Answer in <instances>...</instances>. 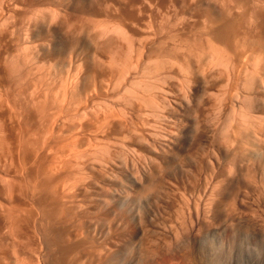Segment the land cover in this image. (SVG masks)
<instances>
[{
    "label": "rangeland",
    "instance_id": "obj_1",
    "mask_svg": "<svg viewBox=\"0 0 264 264\" xmlns=\"http://www.w3.org/2000/svg\"><path fill=\"white\" fill-rule=\"evenodd\" d=\"M218 1L0 0V50L2 49L0 51V264H264V177L262 179L263 173H260L261 176L259 174L263 164L261 167L259 165L264 163V148H262L264 147V143H262L264 141V137H262L264 136L262 134V132L264 133V125H262L264 103L261 105L264 101L262 100L264 91L259 97L260 93H255L254 83L252 89L249 87L250 89L247 88L245 91L239 84L241 88L237 86L240 90L239 93L236 86L234 89L232 85L226 84L227 80L224 79L226 67L221 63L220 67L223 66L224 68H222L225 70L221 75L222 69L220 68L221 77L217 76L216 82H214V78L213 81L210 80L208 84L203 85L193 82L196 81V78H192L189 83L193 85L189 84V88L188 84L185 85L188 89L190 87L193 89L188 92L184 87L187 99L190 98L188 101L192 100L188 105H183L184 107L175 105L173 101L171 102L173 97L168 96L164 113H167L168 120L166 121L169 126L162 124L160 118H156L155 124L159 125L152 128L149 126V122L152 121L146 120L150 115L142 117V114H136L137 111L131 108L127 107L124 110L125 107H122L123 112L126 111L125 114L130 111V114L124 115L126 117L123 118L124 113L119 112L118 109L122 90L111 86L116 81L115 76H119V72L123 71L120 66H117L119 72L116 69H111L115 63L122 61H118V57L113 54L117 53L122 58L127 55V48L122 51L125 49V38H120L127 37V35L128 40L131 38L129 42L136 45L139 40H147L144 50L153 46V49L156 48V52H160L162 49L159 50L158 46L163 45V48L166 46L165 50L171 48L173 52L175 49L174 55L178 51L184 56L187 51L186 54L190 53L191 58L194 55L193 60L191 59L194 68L197 62L196 58L203 55V53L198 55L201 48V52L205 53L204 49H211V44L213 47H220L224 52V54L222 53L224 64L226 62L224 59L229 58L226 55L229 51V54L232 52L231 56L238 55L237 57H240L245 49L242 47L239 49V47L244 44H247L244 46L249 48L248 52H251L255 46L260 47L256 48V51L253 49V53L245 52V54L248 53L249 59H253L255 62L261 59L257 56L258 52L264 53V27H262L264 25L260 24L263 22L262 18L259 17V21L257 20L258 14L261 16V12L264 13V1L251 0L252 4L250 0H247L250 2L249 6V3L244 4L246 1L240 0L242 1L240 5L237 0L233 9L231 6L235 0L229 3H227L229 0H223L224 4L226 1L227 5H231L228 7L225 5L226 8L222 6L224 5L223 2H220L222 0ZM217 2L222 7H219ZM235 5L238 7L236 8ZM218 7L224 8L222 12ZM229 7L232 9L231 15L237 13L236 17L233 15L236 19L232 18V20L229 17L234 22L232 25L236 30L233 27V31L227 29L228 32H225L228 34L229 40H227V36L223 37L222 43L220 38H213L212 35L210 38L209 33L207 34L210 30L209 25L206 28L209 30L206 33L204 31V34L208 35V39L205 36L206 40L201 33L203 27L200 23L207 22L198 17L205 15L203 14L205 12L208 15L210 12L209 14L212 16H214L213 13H221L224 14L225 19H229L225 14L230 10ZM257 10H260L258 14L254 12ZM198 11L200 12L198 13ZM189 13L194 15L187 17L190 15ZM253 13L255 14L253 15ZM253 17L257 20H254ZM195 23L197 24L195 25ZM117 25L123 30L117 31ZM106 26L108 29H103ZM97 29L98 34L103 30L101 36L104 35V40L102 37L101 41ZM105 30L107 34L111 33L110 35H113L116 41L112 36L105 39ZM230 30L232 32H229ZM110 35L108 34V36ZM199 35L203 36L202 40L199 38L197 40L194 37H199ZM187 37L195 40L191 41ZM236 37L241 38L237 39ZM97 38L102 44H98L101 42ZM209 38L211 41H208ZM212 38L214 42H212ZM120 39L122 41L118 42ZM236 39L240 40V45L237 43L238 41H232ZM251 39L255 42H251ZM157 41L161 42L157 43ZM205 41L210 42L207 43L210 44L209 48ZM260 41L261 43L258 44ZM195 42L200 44L197 45ZM230 43H237L238 49H242V52L238 50L240 53L236 54L234 49L237 45L232 44L235 45L233 49L230 48ZM202 44H206V47ZM120 45L122 46L121 51L117 50V48H121ZM172 45H176L175 48ZM180 45L188 49L181 48L182 51L178 49ZM188 45L192 48H189ZM228 45L230 50L227 51ZM25 46L27 48H24ZM111 48H114L113 52H111ZM96 49L97 52L99 51L98 53L95 52ZM196 50H200L197 52L198 54ZM19 51L21 53H18ZM171 51L169 50V52ZM181 54L180 56H182ZM252 55L255 57L253 58ZM259 55L263 54L259 53ZM113 56L116 60L114 64H111L112 59L109 58H113ZM262 59L264 60V56ZM253 60H250L249 63H252L250 65L255 63ZM16 62L17 65L14 64ZM108 63H110V67H108ZM24 64L27 65H25L26 68ZM17 66H19L18 70L14 72ZM101 67L104 71L101 70ZM261 73L264 74V70H261ZM109 74L111 75L109 76ZM91 84L93 85L90 86ZM209 84L211 85L209 86ZM220 84L225 85L222 88ZM205 86L207 87L205 88ZM229 89L232 92H229ZM233 89L237 92H233ZM223 90L225 91L222 92V95L227 94V96L223 95V100L226 101L227 97L229 100L223 103L221 95H217L216 98L220 97L221 104L218 98L217 103L211 102L216 100L213 95L219 94V92L221 94ZM208 91L211 92L209 95H212V98L208 95ZM230 93H234L236 96L239 93L241 98L237 97L236 101L234 99L236 96L234 97V94L231 96ZM241 93L246 94H243L244 98ZM209 97L212 99H209L210 102L207 101ZM232 97H234L232 104L241 101L242 103L238 102L240 104L235 105L239 111L244 113L243 115L246 113L248 115L242 117V113L236 109V106L232 107L230 103ZM248 97L249 99H247ZM254 99L258 105L255 104ZM195 101L197 105L194 104ZM206 101L207 103H205ZM199 102L205 104L200 103V105ZM208 102L215 103V108ZM248 102H250L249 105ZM222 103L224 106L221 107ZM226 103L231 104V107ZM198 104L199 107H197ZM206 105L211 106L210 108L207 106L210 111H207ZM216 105L222 109L225 107V110ZM239 105H242V108H239ZM250 105L252 108H249ZM247 106H249L248 110ZM203 108L208 112L207 115ZM213 108L216 110L219 108L221 116L218 110L215 112L217 114L210 113L214 110ZM230 108L234 109L233 116L235 117L236 113H241V116L236 117L237 121L235 117H232L234 111L233 109L232 112L229 111ZM224 111L226 112L223 113ZM245 111H251V113ZM228 112L231 114L230 120L233 118V123L227 119ZM222 114L224 115L222 116ZM225 114L227 121H224ZM116 115L121 116L117 117ZM257 115L262 120L255 118ZM219 116L222 123L218 120ZM251 116H253L252 119ZM238 117L242 119L240 120ZM126 118L130 119L125 121ZM150 118L153 120L152 117ZM192 118L194 119L191 120ZM213 118L216 120L214 125L220 121L219 125H215L216 127L213 125ZM115 120H117L116 123ZM145 120L148 121L147 125ZM128 121L129 123H127ZM135 121L137 126L133 123ZM228 123L231 127L227 125ZM129 124H133L135 127L133 125L131 127ZM105 125L106 127H104ZM160 125L168 126L167 128L172 131L173 139L177 138L176 140L172 139L173 143L169 141L165 143L166 145L161 144L160 139L155 136L156 134H153L156 133V128H161ZM246 125L247 127H245ZM142 126L145 128L144 130L149 129V131H144L142 128L136 129V127ZM218 126L220 129L217 128ZM228 126L230 133L224 132ZM261 126H263V130ZM242 127H244L243 130ZM238 128H240L239 131H237ZM258 130L260 132L262 130V132L260 133ZM232 131L240 132V134L235 132L236 135L233 132L236 138L238 135H244V132L248 134V131H251L249 135L252 133L254 137L248 135L251 143L248 142L249 139L244 140V136L243 139L238 137L241 140L237 138L240 142L236 139L234 141L235 137ZM241 131L244 132L241 133ZM123 132H125L126 138ZM140 135H145L143 139L148 138L149 140H143ZM218 136H222L221 139H223L220 140ZM224 136L225 138L229 137L224 140ZM230 139L236 143H232ZM242 141L243 143H241ZM245 141L248 142V146ZM259 141L261 142L259 143ZM237 142L242 145L239 146ZM252 142L260 144L259 146L256 143V150L263 149L261 150L263 155L258 156L260 151L257 154L258 151L252 153V156L255 154L254 158L257 155V160L255 159L257 162H254L252 156L247 155L250 147H252V152L253 148L255 149L256 144H252ZM117 143L121 146L117 147ZM234 150L238 151L237 155ZM136 151L139 154L135 153ZM247 156L250 157L247 158ZM261 156L263 158H260ZM250 158L252 159L250 160ZM260 159L262 161L259 164ZM245 162H249L250 165ZM243 166H246V169H243ZM254 166L255 169H251ZM259 168L260 170H258ZM246 170L247 176L245 175ZM249 171L252 174L248 173ZM224 174L225 176H222ZM242 174L249 178L251 174L254 179L252 177L250 180L249 178L244 179L245 176ZM246 179L249 181H245Z\"/></svg>",
    "mask_w": 264,
    "mask_h": 264
},
{
    "label": "bare ground",
    "instance_id": "obj_2",
    "mask_svg": "<svg viewBox=\"0 0 264 264\" xmlns=\"http://www.w3.org/2000/svg\"><path fill=\"white\" fill-rule=\"evenodd\" d=\"M218 1V0H217ZM237 0H235L234 2L232 1V0H229L227 3H229V2H233V6H231V5H229V6H231L232 7V9L234 8V3L236 2ZM240 3H239V2ZM237 1V3L238 4H240L241 5V2L242 1H240V0H238ZM244 1H246V2H244V4L245 3H249V6H250V2H251V0H250V2H247V0H244ZM258 1V0H257ZM259 1H264V0H259ZM258 1V2H259ZM149 2V1H148ZM216 2V1H215ZM219 2V1H218ZM218 2H217V4H218ZM220 2H223V0L222 1H220ZM150 3V2H149ZM148 3V4H149ZM252 3V2H251ZM257 3V2H256ZM216 4V3H215ZM220 4H222V3H220ZM223 4H224V2H223ZM236 4V3H235ZM253 4V3H252ZM211 5V4H210ZM225 5H226V7H228V5L226 4V1H225V4L224 5H222V6H224L225 7ZM254 5H256V4H254ZM192 6V5H191ZM213 6V5H212ZM218 6H219V4H218ZM221 5L219 6V7H222ZM236 6V5H235ZM252 6V5H251ZM207 7V6H206ZM211 7V6H210ZM218 7V8H219ZM225 7V8H226ZM238 6H236V8H237ZM258 7V6H257ZM209 8V7H208ZM249 8V7H248ZM252 8V7H251ZM217 9V8H216ZM222 9H224V8H219V10H221V12H222ZM229 9H230V7H229ZM232 9H230L229 11H227V12H225V14H226V16L229 18V17H231V19L232 18H235L236 16L235 15H237V13L234 15L235 17H233V15H231V11H232ZM214 10V9H213ZM227 10H228V8H227ZM247 10V9H246ZM254 10H255V8H254ZM50 11V10H49ZM226 11V10H225ZM239 11L241 12V10L239 9ZM260 10H257V12L256 11H254L256 14H258V12H259ZM126 12V11H125ZM128 12V11H127ZM200 11H198V13H199ZM216 12H220V11H216ZM229 12V13H228ZM235 12V11H234ZM249 12H252V11H249ZM49 13V12H48ZM54 13V12H53ZM133 13V12H132ZM198 13H197V15H198ZM202 13V12H201ZM210 13V12H209ZM208 13V15H206L207 14V12H205V13H203V14H205V15H203L202 17H203V19H201L202 17L201 16H197L198 18H200V20H202V21H204V20H206V22L207 23H203V22H201L200 24H201V26L203 27V28H205V29H203L202 28V30H203V32H201L203 35H204V38H205V36H206V38L208 39V35H205L204 34V31H205V33L209 30V32H207V34L209 33V36H210V38L213 36V38H217V39H221V41L220 42H222L224 39H222L223 37H226L228 34L226 33V32H228V31H226L227 29H231L232 31L235 29L234 28V26L232 25V20L229 18V19H225V16H224V14H215V13H213L214 14V16H212V15H210ZM233 13V12H232ZM239 13V12H238ZM243 13V12H242ZM246 14L248 13V11L247 12H245ZM245 13H243V14H245ZM255 13H253V15L255 14ZM59 14V13H58ZM190 15H187V17H190V16H193V15H191L192 13H189ZM230 14V16H228ZM264 13L263 12H261V16H260V14H258V20L256 19V18H254L253 17V19L255 20H257V21H259V19L260 18H262L261 19V21H263L264 22ZM53 15V14H52ZM239 15H241V14H239ZM125 16H127V15H125ZM242 16V15H241ZM130 17H131V14H130ZM195 18H196V16H194ZM252 17V16H251ZM257 17V16H256ZM260 17V18H259ZM52 18V17H51ZM50 18V19H51ZM125 18V17H124ZM128 18V17H127ZM132 18V17H131ZM136 18H138V17H136ZM195 18H194V20H195ZM239 18V17H238ZM249 18V17H248ZM2 19H3V17H2ZM1 19V20H2ZM236 19V18H235ZM251 19V18H250ZM45 20V19H44ZM43 20V21H44ZM53 20V19H52ZM131 20V19H130ZM199 20V19H198ZM199 20V21H200ZM54 21V20H53ZM65 21H66V19H65ZM69 21H70V18H69ZM197 21V20H196ZM195 21V22H196ZM199 21H197L198 23H199ZM224 21V22H223ZM248 21H250V20H248ZM251 21H253V20H251ZM2 22H3V20H2ZM46 22V21H45ZM131 22H134V21H131ZM263 22H260V24L262 25H264V23ZM234 23V22H233ZM250 23V22H249ZM248 23V24H249ZM252 23V22H251ZM259 23V22H258ZM2 24V23H1ZM50 24V23H49ZM197 23H195V25H196ZM203 24H204V26H203ZM207 26H206V25ZM240 24V23H239ZM238 24V25H239ZM256 24V23H255ZM255 24H253V25H255ZM39 25V24H38ZM48 25V24H47ZM62 25V24H61ZM107 25H109V24H107ZM210 25V26H209ZM235 25V24H234ZM249 25H251V24H249ZM58 26V25H57ZM56 26V27H57ZM101 26V25H100ZM103 26V25H102ZM104 26H105V24H104ZM119 25H117V27H118ZM210 27L209 29H207L206 30V28L207 27ZM240 26V25H239ZM49 27V26H48ZM55 27V26H54ZM109 27V26H108ZM110 27H111V25H110ZM112 27H113V25H112ZM115 27V26H114ZM117 27H115V28H117ZM234 29H233V28ZM257 27V26H256ZM255 27V30H257V28ZM262 27H264V26H262ZM261 27V28H262ZM40 28V27H39ZM104 28H107V26L106 27H103V29ZM114 28V29H115ZM119 28V29H118ZM117 28V31L118 30H123V29H120L121 27H118ZM237 29H238V27H236ZM250 28H252V27H250ZM108 29V28H107ZM112 29V28H111ZM253 29V28H252ZM260 29V28H259ZM264 29V28H263ZM53 30V29H52ZM95 30H96V28H95ZM100 30V29H99ZM102 30V29H101ZM100 30V31H101ZM110 30V29H109ZM116 30V29H115ZM114 30V32H117V31H115ZM130 30V29H129ZM201 30V31H202ZM229 31V32H232V31ZM236 30V29H235ZM239 30V29H238ZM261 30V29H260ZM58 31V30H57ZM106 31V30H105ZM226 31V32H225ZM50 32H51V30H50ZM53 32V31H52ZM95 33H96V31H94ZM103 32V30L98 34V29H97V34H98V36L100 35V37H101V41H102V37H103V40H104V35L103 36H101V33ZM120 32V34H121V31H119ZM124 32H126V31H124ZM136 32V31H135ZM178 32V31H177ZM237 32V31H236ZM257 32H258V30H257ZM41 33V32H40ZM57 33V32H56ZM104 33H106V38L105 39H107V37L108 38H110L111 36H112V38H114L113 37V35H110L111 33H109L108 32V34L110 35V36H108V34H107V31L106 32H104ZM128 33V32H127ZM134 33V32H133ZM187 33V32H186ZM226 33V34H225ZM235 33V32H234ZM62 34V33H61ZM70 34V33H69ZM113 34H115V33H113ZM118 34V33H117ZM122 34H124V33H122ZM130 34V33H129ZM188 34V33H187ZM238 34V33H237ZM62 35H65L64 33L62 34ZM94 35V34H93ZM124 35H126V34H124ZM186 35V34H185ZM197 35V34H196ZM212 35V36H211ZM225 35V36H224ZM234 35V34H233ZM240 35V34H239ZM42 36V35H41ZM56 36V35H55ZM119 36V35H118ZM130 36V35H129ZM198 36V35H197ZM200 36H202V35H199V37H196V36H194L197 40H198V38H199V40H202L203 39V36L201 37V39H200ZM215 36V37H214ZM232 36V35H231ZM235 36V35H234ZM115 37H117V36H115ZM127 37H128V35H127ZM127 37H120V38H125L124 39V42L126 43L125 44V49L124 50H122V51H125L126 50V48H127V55H125V56H123L124 58H122V56L121 55H117V53L116 54H113V55H115L116 57H118V61H120V60H122L121 62H117V63H115V60H116V58L113 56V58H109V59H112L111 60V64H114L115 63V66H111V69L112 70H114V69H116L117 71H118V68L119 67H117V66H120L122 69H123V71L120 73L119 71V76L117 75V76H115L116 77V81L114 82V84L113 85H111L113 88H117V89H121L122 90V96H121V105L119 104L118 105V109H119V112L121 111V112H123V110H122V107L124 106L125 108H124V110H126V108L128 107V108H131V109H133V110H136L137 112H136V114L137 113H139L142 117H143V115L145 116V115H150V116H148L147 118H146V120L147 119H149L148 121H152V122H149V126H151L152 128L153 127H156L155 125H159V124H155L156 123V118H160V121L162 122V124H167V121L166 120H168L167 119V113L165 114L164 112H165V110H166V99L168 98V96L170 97V96H172L173 97V100H171V102L173 101L174 103H175V105L177 104L178 106H183V105H188V103H191V101L189 102L188 101V99H190V98H188L187 99V97H186V94L184 93V92H186L185 90H184V87H186L185 85L186 84H188V88H189V84H192V83H189V82H191V79L192 78H196L195 80L196 81H193V82H198V83H201V84H203V85H206V84H208L209 83V81L210 80H214V78H215V80H214V82H216V78H217V76H219L220 75V71H221V69H222V71H221V75H223L222 73H223V71L225 70V69H223L222 67H220V65H225V67H226V70L224 71L225 73H224V76H225V81L227 82H225L224 80V83H226V84H229V85H232L233 86V88L235 89V86H236V88H237V86L239 87V84L242 86V88H244V91H245V89H247V88H251L252 89V84L254 83V89H255V93L257 92V93H260V95H259V97L262 95L261 93L264 91V74H262L261 73V70H264V63H263V59H262V57L264 56V53H261V52H258V56H257V54L254 52V54L258 57V58H260L261 57V59H259L257 62H255L253 59H249L250 58V56H247L248 55V53H253L252 51H253V49H254V51H256L257 49H259L260 47H259V45H258V47L259 48H257L256 46H255V48H252V50H251V52L249 51L248 52V49L249 48H245V46L244 45H246L247 46V44H244V45H241L240 47H239V45L241 44L240 43V40H237V39H240L239 37H236L237 39L236 40H232L233 42H235V41H238L237 43L239 44V45H237V43H232V44H235V45H237V47H235V49L233 48L235 45H232L231 43H230V48H233L235 51V53L237 54V52H239V51H241L243 48L245 49V52H248V53H246L245 54V52H243L242 53V55H243V57H241L240 56V52L238 53L239 54V56L241 57H237L236 55H230V54H232V52L229 54V52L226 54V55H228L229 56V58L228 59H226L225 57V59H224V61L226 60V62H225V64H224V62H223V60H222V55L224 54V52H222L221 51V49H220V47H217V46H212L213 44H211V47L209 46L210 44H207V43H210V42H208V41H211L210 40V38H209V40L208 41H205V43L207 44V47L209 48H211V49H208L207 50V48L206 49H204V50H206V54L204 53V51L203 52H201L202 51V48H201V51L200 50H198V51H200L199 52V54L197 53L198 51L196 50V53L198 54V55H200V53H203V55H200V57L199 58H196V67L194 68V66H193V62H191V59L193 60V58H194V55H192L193 56V58H191V54L189 53V54H186L187 53V51H186V53H184V52H182V53H184L185 55L183 56L180 52H178V51H176V55H174V50H173V48H172V50H173V52L171 51V48H169V47H167V48H169V49H164V48H166V46H164V48L161 46V48H160V46H158L159 47V50H163L164 49V51H158V52H156V48L155 49H153L154 47L152 46L151 48L149 47H147L145 50H144V45H145V42H148L146 39V41H141V40H139V43H138V45H136V44H133V42H129L130 40H131V38H130V40H128L129 39V37L127 38ZM134 37V36H133ZM136 37V36H135ZM229 37H230V34H229ZM118 38V37H117ZM141 38V37H140ZM188 38V37H187ZM205 38V39H206ZM212 38V42H214V39ZM233 38V37H232ZM115 39V41H116V38H114ZM113 39V40H114ZM143 39V38H142ZM189 40H191L190 38H188ZM206 39V40H207ZM226 39V38H225ZM243 39V38H242ZM241 39V40H242ZM259 39V38H258ZM97 40H98V38H97ZM112 40V39H111ZM119 40V39H118ZM192 40H193V38H192ZM191 40V41H192ZM195 40V39H194ZM193 40V41H194ZM227 40H229L228 39V36H227ZM257 40V39H256ZM261 40V39H260ZM98 41H100V40H98ZM97 41V42H98ZM100 41V42H101ZM122 40L120 39V41H118V42H121ZM216 41H218V40H216ZM231 41V42H232ZM242 41H244V40H242ZM246 41V40H245ZM258 41V40H257ZM88 42H91V41H88ZM92 42H96V41H92ZM105 42V41H104ZM107 42H108V40H107ZM107 42H105V43H107ZM110 42V44H111V41H109ZM117 42V43H118ZM161 42V41H160ZM160 42H158L157 41V43H160ZM199 42V41H198ZM201 42V41H200ZM211 42V43H212ZM219 42V41H218ZM251 42H255V40H252L251 39ZM156 43V44H157ZM167 43V42H166ZM195 43H197V42H195ZM215 43H217V42H215ZM214 43V44H215ZM223 43V42H222ZM244 43H246V42H244ZM259 43H261V41L260 42H258V44ZM264 43V42H263ZM91 44V43H90ZM89 44V45H90ZM98 44H102V42L101 43H98ZM149 44V43H148ZM162 44H164V43H162ZM200 44V43H199ZM198 43H197V45H199ZM205 44V45H206ZM224 44H225V42H224ZM224 44H222L223 46H224ZM93 45H94V43H93ZM104 45H107V44H104ZM109 45V44H108ZM113 45H114V43H113ZM112 45V46H113ZM119 45V44H118ZM117 45V46H118ZM150 45V44H149ZM149 45H147V46H149ZM195 45V44H194ZM193 45V46H194ZM203 45V44H202ZM205 45H203L204 47H206ZM249 46H250V43L248 44ZM252 46H253V44H251ZM263 45V44H262ZM91 46V45H90ZM100 46V45H99ZM110 46V45H109ZM111 46V47H112ZM121 46V45H120ZM119 46V47H120ZM127 46V47H126ZM170 46V45H169ZM173 46V45H172ZM174 46H176V45H174ZM173 46V47H174ZM189 46V45H188ZM219 46V45H218ZM220 46H221V43H220ZM244 46V47H243ZM31 47V46H30ZM103 47V46H102ZM102 47H101V49H102ZM106 47V46H105ZM157 47V48H158ZM171 47V46H170ZM197 47V46H196ZM195 47V48H196ZM200 47H202V46H200ZM226 47V46H225ZM224 47V48H225ZM238 47H239V49L242 47V49L241 50H239L238 49ZM24 48H27L26 46L24 47ZM96 48V47H95ZM98 48V47H97ZM110 48V47H109ZM175 48V47H174ZM181 48H183V47H181V45H180V48H178V49H181ZM185 48V47H184ZM183 48V49H184ZM189 48H192L191 46H189ZM198 48V47H197ZM196 48V49H197ZM221 48H223V47H221ZM223 48V49H224ZM237 48V49H236ZM251 48V47H250ZM257 48V49H256ZM262 48V47H261ZM22 49V48H21ZM100 49V48H99ZM106 49V48H105ZM104 49V50H105ZM112 49H113V51H114V48H111V52H113L112 51ZM121 49H122V46H121V48H117V50H119V51H121ZM177 48H176V50H178ZM183 49H181L182 51H183ZM185 49H188V48H185ZM226 49V48H225ZM228 49H229V45H228V48L226 49L227 51H228ZM247 49V50H246ZM263 49V48H262ZM2 50V49H1ZM0 50V51H1ZM28 50V49H27ZM93 50V49H92ZM103 50V51H104ZM108 50V49H107ZM107 50H106V52H107ZM110 50V49H109ZM108 50V51H109ZM169 50L173 53V55L171 54V52H169ZM180 50V51H181ZM210 50V51H209ZM230 50V49H229ZM239 50V51H238ZM264 50V49H263ZM24 51V50H23ZM88 51V53H89V50H87ZM91 51V50H90ZM166 51V52H165ZM208 51V52H207ZM226 51V52H227ZM95 52H97V49H96V51ZM99 52V51H98ZM97 52V53H98ZM154 52H156V53H154ZM163 52H165V53H163ZM188 52H190V51H188ZM193 52V51H192ZM191 52V53H192ZM194 52H195V50H194ZM225 52V53H226ZM242 52V51H241ZM18 53H21L20 51L18 52ZM28 53V52H27ZM125 53V54H126ZM178 53H180L182 56H180V54H178ZM195 53V54H196ZM223 53V54H222ZM235 53H233V54H235ZM259 53L260 54H263L262 56H260L259 55ZM17 54V53H16ZM90 54V53H89ZM93 54H94V52H93ZM122 54H123V52H122ZM178 54V55H177ZM19 55H21V54H19ZM24 55V54H23ZM124 55V54H123ZM208 55V56H207ZM250 55V54H249ZM255 55L253 56L252 55V57L254 58L255 57ZM12 56H13V54H12ZM109 56V55H108ZM111 56V55H110ZM127 56V57H126ZM224 56V55H223ZM16 58L18 57V56H15ZM21 57V56H20ZM24 57V56H23ZM22 57V58H23ZM98 57V56H97ZM96 57V58H97ZM102 57V56H101ZM251 57V58H252ZM99 58V57H98ZM258 58H256V59H258ZM13 59V58H12ZM20 59V58H19ZM91 59V58H90ZM94 59V58H93ZM101 59V58H100ZM104 60V59H103ZM108 60V59H107ZM250 60H253L255 63L253 64V65H250V64H252V63H249L250 62ZM12 61V60H11ZM96 61V60H95ZM94 61V62H95ZM101 61V60H100ZM252 61V62H253ZM5 62V61H4ZM17 62H18V60H17ZM17 62L16 63H14V64H16L17 65ZM22 62V64H23V61H21ZM99 62V61H98ZM102 62V61H101ZM100 62V63H101ZM106 62V61H105ZM97 63V62H96ZM222 63V64H221ZM107 64V63H106ZM110 63H108V65H109ZM118 64H120V65H118ZM9 65V64H8ZM25 65L26 64H24V67H25ZM100 65V64H99ZM102 66H104L103 64H101ZM107 65V66H108ZM27 66V65H26ZM98 66V65H97ZM5 67V66H4ZM9 67V66H8ZM15 67V66H14ZM22 67V66H21ZM106 67V66H105ZM108 67H110V65L108 66ZM250 67H251V70H250ZM11 68H12V66H11ZM10 68V69H11ZM17 68H19V66H17L16 67V69L14 70V72L15 71H17L18 69ZM26 68V67H25ZM24 68V69H25ZM102 69L101 70H103V67H101ZM107 68V67H106ZM106 68H104V69H106ZM121 68H120V70H121ZM221 68V69H220ZM8 69V68H7ZM111 70V71H112ZM104 71V70H103ZM109 71V70H108ZM13 72V71H12ZM102 72V71H101ZM107 72V71H106ZM103 74H104V72H102ZM113 73V72H112ZM111 73V74H112ZM16 74V73H15ZM111 74H109V76L111 75ZM259 74V75H258ZM13 75H14V73H13ZM92 75V74H91ZM94 75V74H93ZM115 75V74H114ZM113 75V76H114ZM221 75H220V77H221ZM97 76V75H96ZM102 76V75H101ZM105 76H106V74H105ZM195 76V77H194ZM224 76H222V77H224ZM92 77V76H91ZM90 77V78H91ZM94 77V76H93ZM198 77H200L199 79H198ZM101 78V77H100ZM103 78V77H102ZM92 79V78H91ZM95 79V78H94ZM75 80V79H74ZM86 80V79H85ZM220 80V79H219ZM76 81V80H75ZM91 81V80H90ZM211 81V83H214V82H212ZM73 82V81H72ZM89 82V81H88ZM94 82V81H93ZM220 82V81H219ZM74 83V82H73ZM91 83V82H90ZM198 83H196V84H198ZM85 84V83H84ZM94 84H95V82H94ZM200 84V85H201ZM74 85H75V83H74ZM93 84H91L90 86H92ZM193 85V84H192ZM211 84H209V86H210ZM215 85V84H214ZM216 85H217V83H216ZM225 84H223V86H224ZM229 85H227V86H229ZM78 86H80V85H78ZM195 86V85H194ZM202 86V85H201ZM208 86V85H207ZM207 86H205V88L207 87ZM220 86H222L221 84H220ZM223 86H222V88H223ZM185 88V89H187V91L189 90L190 91V89H191V87H190V89H188V88ZM193 87V86H192ZM213 87V86H212ZM109 88V87H108ZM195 88H196V86H195ZM194 88V89H195ZM218 88H219V86H218ZM217 88V90H219ZM230 88V87H229ZM240 88V87H239ZM239 88H237L238 89V92L240 91L239 90ZM249 88V89H250ZM197 89V88H196ZM203 89V88H202ZM208 89V88H207ZM210 89V88H209ZM208 89V90H209ZM215 89V88H214ZM225 89V88H224ZM232 89V88H231ZM231 89H229V92L231 91ZM234 89H233V92H235L234 91ZM236 89V90H237ZM241 89V88H240ZM191 90H193V89H191ZM206 90V89H205ZM211 90H212V88H211ZM226 90H227V92H228V89H227V87H226ZM188 91V92H189ZM199 91V90H198ZM216 91V90H215ZM214 91V93H217V92H215ZM220 91V90H219ZM225 90H223V91H221V94H220V92H219V94H216V95H213V98H215L214 100L215 101H213L211 98H212V95L210 96L209 94L211 93H209V91H208V95L211 97H209L208 99H207V101H209V99L210 100H212L211 102H215V103H217V101L220 99V95H221V99H222V101H223V103L224 102H227L229 99H228V97H227V100L225 101V100H223V97L226 95L227 96V94L225 93V95L223 96L222 95V92H224ZM248 91V90H247ZM206 92V91H205ZM212 92H213V90H212ZM232 92V91H231ZM237 92V91H236ZM235 92V93H236ZM250 92V94H251V91H249ZM187 93V92H186ZM191 93V92H190ZM193 93V92H192ZM196 94H197V91L195 92ZM240 93V92H239ZM238 93V94H239ZM246 93V92H245ZM245 93H243V94H245ZM256 93V94H257ZM189 94V93H188ZM203 94V93H202ZM207 94V93H206ZM230 94H232V93H230ZM234 94V93H233ZM233 94L231 95V96H233ZM237 94V96H236V94H234V97L236 96V98H234V97H232V99H231V104H232V100H238V98L237 97H239V95ZM242 94V93H241ZM242 94V95H243ZM191 94H189V97H191L190 96ZM194 95V94H193ZM199 95V94H198ZM204 95V94H203ZM207 95V96H208ZM217 95H219L217 98H218V100H217V98H216V96ZM246 95V94H245ZM253 96H254V94H252ZM264 95V94H263ZM188 96V95H187ZM229 96V95H228ZM230 96V97H231ZM248 96V95H247ZM250 96V95H249ZM257 96V95H256ZM193 97H195V96H193ZM202 97V96H201ZM205 96H203V98H204ZM264 97V96H263ZM263 97H262V100H264L263 99ZM192 98V97H191ZM199 98V97H198ZM226 98V97H225ZM224 98V99H225ZM234 98V99H233ZM239 98H241V95H240V97ZM243 98H244V95H243ZM254 98V97H253ZM253 98H252V100H253ZM205 99V98H204ZM221 99L219 100V102H220V104H221ZM247 99H249V97L247 98ZM260 99V98H259ZM201 100H202V98H201ZM200 100V101H201ZM241 100V99H240ZM262 100H260V101H262ZM169 101V100H168ZM197 101V100H196ZM196 101H195V103L194 104H196L197 105V103H196ZM199 101V100H198ZM202 101H204V100H202ZM207 101L205 102V103H207ZM245 101H246V97H245ZM245 101L243 102L244 104H245ZM254 101H256L255 99H254ZM194 102V101H193ZM210 102V101H209ZM208 102V103H209ZM218 102V103H219ZM238 102H241V101H238ZM237 102V103H238ZM247 102V101H246ZM259 102V101H258ZM162 103V104H161ZM205 104L204 102H199V104ZM215 103H212L213 105L215 104ZM222 103V104H223ZM237 103H233L232 104V107H233V105L234 106H236L235 104H237ZM242 103V102H241ZM260 103V102H259ZM263 103H264V101L261 103V105H263ZM161 104V105H160ZM171 104V103H170ZM169 104V105H170ZM193 104V105H194ZM199 104H198V106L197 107H199ZM200 104V105H201ZM211 106H213L211 103H209ZM231 104H227L226 103V105H229L230 107H231ZM238 104H240V103H238ZM237 104V105H238ZM250 104V102H248V105ZM255 104H257V101H256V103ZM191 105V104H190ZM193 105H191V106H193ZM243 105V104H242ZM242 105H239L240 107L239 108H242ZM247 105V104H246ZM258 105V104H257ZM173 106V105H172ZM171 106V107H172ZM209 107V105H206V107ZM210 106V107H211ZM217 107H222V106H224V104L223 105H216ZM264 106V105H263ZM167 107H169V106H167ZM184 107V106H183ZM195 107V106H194ZM193 107V108H194ZM197 107H195V108H197ZM201 107V106H200ZM205 107V106H204ZM207 107V108H208ZM209 107V108H210ZM214 108H215V105L213 106ZM216 107V108H217ZM220 107V108H221ZM227 107V106H226ZM248 107L249 106H247V110H248ZM256 107V106H255ZM258 107H261V106H258ZM257 107V108H258ZM188 108V107H187ZM206 108V109H207ZM208 108V109H209ZM213 108V109H214ZM224 109H222V110H225V107H223ZM235 108V107H234ZM249 108H252L251 107V105H250V107ZM263 108V107H262ZM169 109H170V107H169ZM174 109V108H173ZM181 109V108H180ZM184 109H186V108H184ZM200 109V108H199ZM199 109H197V110H199ZM204 109V108H203ZM207 109V111H210V109L208 110ZM219 109V108H218ZM217 109V110H218ZM233 109V108H232ZM232 109L230 108V110L229 111H231L232 112ZM236 109H237V106H236ZM245 109H246V106H245ZM264 109V108H263ZM128 110V109H127ZM182 110V109H181ZM216 109H214V110H212V112H210V113H213L214 112V114H217V113H215L216 111H217ZM222 110H220L221 112H222ZM227 110V109H226ZM238 111H239V109H237ZM241 110V109H240ZM251 111H252V109H250ZM253 110H256V109H253ZM258 110H259V108H258ZM261 110V109H260ZM205 113H206V115H207V113L208 112H206L205 111V109L203 110ZM233 111H234V109H233ZM251 111L250 112H248V111H245V112H248V113H251ZM261 111H263V110H261ZM126 112V111H125ZM125 112H123L122 114H123V118L124 117H126V116H124V115H127V114H130V111H128L129 113H127V114H125ZM167 112V111H166ZM182 112V111H181ZM218 112H219V110H218ZM226 111H224L223 113H225ZM239 112H241V111H239ZM253 112V111H252ZM186 113H188V112H186ZM192 113H194V112H192ZM191 113V114H192ZM209 113V114H210ZM229 113V112H228ZM235 114V111L234 112H232V117H235V116H233L234 114ZM242 113V112H241ZM240 113V114H241ZM256 113H257V111H256ZM256 113H253V114H256ZM208 114V115H209ZM238 114V115H237ZM239 113H236V117L237 116H239L240 115ZM244 113H242V117H244V116H246V115H248L247 113H246V115H243ZM260 114H262L261 112H260ZM264 114V113H263ZM131 115H132V113H131ZM134 115H135V113H134ZM219 115L221 116V114H220V112H219ZM224 114H222V116H223ZM230 117H229V116ZM227 115V119H229V122L231 121H233V118L230 120V118H231V114L229 113ZM250 115H252V114H250ZM258 115H259V113H258ZM258 115H257V117H255V118H258ZM117 116V115H116ZM121 116V115H120ZM120 116H117V117H120ZM130 116V115H129ZM136 116H138V115H136ZM219 116V119L218 120H220L221 121V117ZM241 116V115H240ZM253 116H256V115H253ZM253 116H251V119H252V117ZM140 117V116H139ZM150 117H152L153 118V120L155 121H153ZM196 117V116H195ZM215 117V116H214ZM216 117H217V115H216ZM225 119H224V121L226 120V114H225ZM224 117H222V118H224ZM235 117V119H236V121L238 120L237 118ZM261 117V116H260ZM145 118V117H144ZM168 118H170V117H168ZM239 118V117H238ZM125 119V118H124ZM123 119V120H124ZM127 119H130V118H126V120L125 121H127ZM134 119V118H133ZM138 119V118H137ZM139 119H141V118H139ZM170 119H172V118H170ZM194 118H192L191 120H193ZM240 120L242 119L241 117L239 118ZM247 119H249V118H247ZM258 119H261V118H258ZM257 119V120H258ZM262 119L264 120V118H263V116H262ZM261 119V120H262ZM107 121H108V119H106ZM110 120V119H109ZM132 120V119H131ZM141 120H143V119H141ZM145 120V121H146ZM173 120V119H172ZM190 120V119H189ZM213 120H214V118H213ZM243 120H244V118H243ZM245 120H246V117H245ZM253 120H255V119H253ZM260 120V121H261ZM106 121V122H107ZM111 121V120H110ZM109 121V122H110ZM116 121L117 120H115V123H116ZM120 121H121V119H120ZM134 121V120H133ZM144 121V122H145ZM148 121H146V125H147V122ZM159 121V120H158ZM159 121V122H160ZM170 121V120H169ZM175 121V120H174ZM216 120H214L213 121V125H214V122H215ZM220 121H218L217 122V124H215V125H219L218 123L220 122ZM223 121V122H224ZM227 121V120H226ZM247 121V120H246ZM112 122V121H111ZM142 122V121H141ZM154 122V123H153ZM197 122V121H196ZM239 122V121H238ZM238 122L236 123L237 124V126H238ZM240 122H243V121H240ZM105 123V122H104ZM108 123V122H107ZM113 123V122H112ZM118 123V122H117ZM123 123V122H122ZM127 123H129V121L127 122ZM135 125H136V121L135 122H133ZM170 124H171V122H169ZM216 123V122H215ZM221 123H222V121H221ZM225 123H227V122H225ZM233 123V122H232ZM251 123V122H250ZM256 123V122H255ZM261 123V122H260ZM109 124V123H108ZM120 124V123H119ZM231 124V123H230ZM241 124H243V123H241ZM254 124V123H253ZM256 124H258V123H256ZM256 124H254V126H256ZM262 124V123H261ZM107 125V124H106ZM106 125L104 126V127H106ZM115 125V124H114ZM124 125H125V122H124ZM127 125V124H126ZM130 125V124H129ZM131 125H133V124H131ZM130 125V126H131ZM138 125H139V123H138ZM168 125V124H167ZM214 125V126H215ZM221 125V124H220ZM227 125H229V123L227 124ZM244 125V124H243ZM248 125H250V124H248ZM262 125H264V122H263V124ZM119 126V125H118ZM117 126V127H118ZM137 126V125H136ZM140 126V125H139ZM161 126V125H160ZM169 126V125H168ZM167 126V127H168ZM171 126V125H170ZM180 126V125H179ZM193 126V125H192ZM223 126H224V124L222 125V128H223ZM230 126V125H229ZM227 127V128H225L226 127V125H225V131L224 132H226V131H228L229 129L228 128H230V127ZM237 126H235L236 127V129H237ZM242 126V125H241ZM251 126H253V125H251ZM260 126V125H259ZM111 127V126H110ZM114 127V126H113ZM127 127H129V126H127ZM126 127V128H127ZM132 127V126H131ZM133 127H135L134 125H133ZM145 127H147V126H145ZM151 127H149V128H151ZM158 127V126H157ZM167 127H165L164 125H162L161 126V128H156L155 129V131H156V133H153V134H156L155 136H157L160 140V143L161 144H165L166 142H169V141H172V143H173V140L175 139H173V137H172V131L169 129V128H167ZM185 127V126H184ZM189 127V126H188ZM191 127V126H190ZM216 127V126H215ZM214 127V128H215ZM220 126H218L217 128H219ZM239 127V126H238ZM245 127H247V125L245 126ZM257 127H258V125H257ZM256 127V128H257ZM262 127L263 126H261V129H262ZM123 128V127H122ZM125 128V129H126ZM130 128V127H129ZM128 128V129H129ZM137 128H142L143 130L145 129V128H143V126L142 127H136V129ZM176 128H178V127H176ZM210 128H211V126H210ZM213 128V127H212ZM217 128L215 129V131L217 130ZM234 128V127H233ZM243 128L244 127H242V130H243ZM250 128V127H249ZM259 128V127H258ZM127 129V130H128ZM132 129H135V128H132ZM138 129V130H139ZM171 129L173 130V128L171 127ZM220 129V128H219ZM218 129V130H219ZM255 129V128H254ZM254 129H252V130H254ZM122 130V129H121ZM147 130V129H146ZM146 130H144V131H146ZM152 130V129H151ZM184 130V129H183ZM191 130V129H190ZM221 130H224V129H221ZM220 130V134H221V131ZM233 130V129H232ZM240 130V128H238V130L237 131H239ZM246 131H247V128L245 129ZM244 130V131H245ZM249 130H251V129H249ZM259 130H260V128H259ZM258 130V132H260ZM263 130V129H262ZM262 130H261V132H262ZM118 131H119V129H118ZM125 131V130H124ZM130 131V130H129ZM147 131H149V129L147 130ZM152 131H154V130H152ZM151 131V132H152ZM212 131V130H211ZM243 131V132H244ZM245 131V132H246ZM256 131V130H255ZM133 132V131H132ZM140 132H142V131H140ZM234 131H232V134L234 135V133L236 132H234ZM242 131H241V133H243ZM245 132L243 133L244 135H242V136H240V135H238V137L240 136V138L241 139H243V136L245 137L244 138V140H248V142L250 141V138H248V135H249V133L251 132V131H248L249 133L247 134H245ZM252 132H254V131H252ZM260 132V133H261ZM116 133V132H115ZM119 133V132H118ZM122 133V132H121ZM124 133V137L126 138L127 136H125V132H123ZM127 133V132H126ZM145 133V132H144ZM144 133H142V134H144ZM174 133V132H173ZM178 133V132H177ZM210 133H212V132H210ZM227 133H230L229 131L227 132ZM236 133H239L240 134V132H236ZM236 133H235V135H236ZM256 133H257V131H256ZM130 134V133H129ZM138 134H140V133H138ZM141 134V135H142ZM149 134V133H148ZM152 134V135H153ZM216 134V133H215ZM219 134V135H220ZM262 134H264L263 132H262ZM115 135V134H114ZM133 135V134H132ZM140 135V136H141ZM180 135V134H179ZM211 135V134H210ZM218 135V134H217ZM222 135H224V134H222ZM227 135V134H226ZM234 135V141H235V139L237 140V141H239L240 142V138H238V139H240V140H238L237 138H236V136ZM247 136V138H246V136ZM255 135H257V134H255ZM260 135V134H259ZM130 136V135H129ZM128 136V137H129ZM139 136V137H140ZM145 136V135H144ZM144 136H141L142 137V139H143V137ZM253 136V134L251 133V135H249V137H252ZM109 137V136H108ZM113 137V136H112ZM123 137V138H124ZM151 137H153V136H151ZM175 137V136H174ZM219 137V136H218ZM221 137L222 136H220L219 137V139L220 140H222L221 139ZM229 137V136H228ZM227 137V138H228ZM254 137V136H253ZM256 137V136H255ZM262 137H264V136H262ZM155 138V137H154ZM214 138V137H213ZM215 138H216V136H215ZM227 138H225V136H224V140H227ZM232 138V139H233ZM261 138V136L259 137V139ZM113 139H116V138H113ZM118 139V138H117ZM138 139V138H137ZM140 139V138H139ZM141 139V140H142ZM145 139H148V138H145ZM145 139H143V140H145ZM156 139V138H155ZM173 139V140H172ZM177 139V138H176ZM175 139V140H176ZM218 139V138H217ZM252 139V138H251ZM257 139V138H256ZM255 139V140H256ZM111 140V139H110ZM122 140V139H121ZM149 140V139H148ZM154 140V139H153ZM158 140V139H157ZM211 140V139H210ZM214 140V139H213ZM243 140V141H244ZM117 141V140H116ZM123 141V140H122ZM126 141V140H125ZM133 141V140H132ZM156 141V140H155ZM159 141H158V143H159ZM182 141V140H181ZM230 141H231V139H230ZM229 141V142H230ZM234 141H231L232 143H236V142H234ZM243 141L241 142V143H243ZM254 141V140H253ZM256 141H258V139L256 140ZM110 142V141H109ZM108 142V143H109ZM134 142V141H133ZM137 142V141H136ZM214 142V141H213ZM223 142V141H222ZM226 142V141H225ZM248 142H246L245 141V143H246V145H247V143ZM261 141H259V143H260ZM118 143H120V142H118ZM117 143V147H118V145H120V144H118ZM150 143V142H149ZM152 143V142H151ZM176 143V142H175ZM224 143V142H223ZM238 143V142H237ZM249 143H251V142H249ZM258 144V142H255V143H253L252 142V144ZM262 143H264V141L262 142ZM104 144V143H103ZM112 144H114V143H112ZM116 144V143H115ZM123 144V143H122ZM127 144V143H126ZM155 144V143H154ZM228 144V143H227ZM231 144V143H230ZM239 144V143H238ZM238 144H236L237 145V148H239L238 147ZM257 144L255 145V149L253 148V152H252V147H250V149H248V152H249V154H247V155H250V156H252V153H254V152H256V151H258V152H256V154L257 153H259V151L262 153V151L261 150H263V149H261V148H259V150H256L257 148H256V146H257ZM166 145V144H165ZM168 145V144H167ZM229 145V144H228ZM231 145H233V144H231ZM242 145V144H241ZM240 144H239V146H241ZM249 145V144H248ZM247 145V146H248ZM251 145V144H250ZM259 146H260V144H258ZM121 146V145H120ZM133 146V145H132ZM160 146H163V145H160ZM213 146V145H212ZM243 146H244V144H243ZM252 146V145H251ZM263 146V145H262ZM114 147H116L115 145H114ZM218 147V146H217ZM127 148V147H126ZM132 148V147H131ZM229 148V147H228ZM231 148H232V146H231ZM235 148V147H234ZM237 148H236V150H237ZM246 148V147H245ZM262 148H264V147H262ZM136 149V148H135ZM241 149V148H240ZM244 149V148H243ZM117 150V149H116ZM118 150H120V149H118ZM132 150V149H131ZM236 150H234V152H236ZM242 150V149H241ZM241 150H239V152H241ZM246 150H247V148H246ZM250 150V151H249ZM125 151V150H124ZM128 151V150H127ZM126 152V151H125ZM131 152V151H130ZM238 152V151H237ZM237 152L235 153L236 155H237ZM247 152V151H246ZM251 152V153H250ZM135 153H138L139 154V152H135ZM230 153V152H229ZM241 153H243V150H242V152ZM240 153V154H241ZM245 153V152H244ZM261 153H259L258 154V156L259 155H263V153L261 154ZM235 154H233V155H235ZM246 154V153H245ZM239 155V154H238ZM255 155V154H254ZM253 155V156H254ZM250 156H247V158H249ZM252 156V157H253ZM257 156V155H256ZM256 156H255V158L253 159V160H255L256 159ZM226 157V156H225ZM242 157H244V155H242ZM241 157V158H242ZM229 158H230V156H229ZM232 158V157H231ZM247 158H245V159H247ZM260 158H263L262 156L260 157ZM252 158H250V160H251ZM259 159V158H258ZM226 160V159H225ZM252 160V161H253ZM257 160V159H256ZM254 161V162H257V161ZM218 161V160H217ZM245 161V160H244ZM247 161H249L248 159H247ZM261 159H260V162H258L259 164L261 163ZM223 162V161H222ZM241 162H242V160H241ZM249 162H251V161H249ZM249 162H247L248 163V165H250L249 164ZM254 162H252L253 164H254ZM246 163V162H245ZM246 163V164H247ZM252 163H251V165H252ZM220 164V163H219ZM257 164V163H256ZM263 164V165H262ZM231 165V164H230ZM241 165V164H240ZM239 165V166H240ZM261 165H262V167H261ZM256 166H258V165H256ZM260 167H261V171L259 172V174L260 173H263V175H262V179H263V177H264V163H261L260 165H259ZM258 166V167H259ZM229 167V166H228ZM231 167H233V166H231ZM242 168V167H241ZM246 169V166H243V169ZM252 168H254L255 169V166L254 167H251V169ZM215 169V168H214ZM237 169V168H236ZM247 169H248V167H247ZM249 169H250V167H249ZM213 170V169H212ZM219 170V169H218ZM228 170V169H227ZM258 170H260V168L258 169ZM214 171V170H213ZM221 171V170H220ZM229 171V170H228ZM227 171V172H228ZM243 171H245V170H243ZM242 171V172H243ZM250 171H252V170H250ZM248 172V173H251V172ZM212 172V171H211ZM226 172V171H225ZM226 172V173H227ZM241 172V171H240ZM241 172V173H242ZM257 172V173H258ZM218 173V172H217ZM225 173V174H226ZM240 173V174H241ZM252 173H254V171H252ZM251 173V174H252ZM212 174V173H211ZM222 174H223V172H222ZM225 174L224 175H222V176H225ZM238 174V173H237ZM250 174V176L252 177V175ZM255 174V173H254ZM253 174V175H254ZM220 175V174H219ZM235 175V174H234ZM243 175V174H242ZM245 175L247 176V170H246V173H245ZM245 175H243V176H245ZM249 175V174H248ZM233 176V175H232ZM242 176V177H243ZM244 177V179L245 178H249V177ZM256 176H257V174H256ZM260 176H261V174H260ZM259 176V177H260ZM211 177H212V175H211ZM251 177L249 178V180L251 179ZM231 178V177H230ZM234 178V177H233ZM236 178H237V176H236ZM253 178V177H252ZM241 179V178H240ZM254 179V178H253ZM252 179V180H253ZM256 179V178H255ZM248 180V181H249ZM212 181V180H211ZM213 181H214V179H213ZM237 181V180H236ZM244 181V180H243ZM245 181H247V179L245 180ZM247 181V182H248ZM254 181V180H253ZM263 182V181H262ZM246 183V182H245ZM251 183V182H250ZM255 183H257V182H255ZM260 183H261V181H260ZM211 184H213V183H211ZM238 184V183H237ZM258 184V183H257ZM262 184V183H261ZM247 185H248V183H247ZM226 186H228V185H226ZM251 186V185H250ZM264 186V185H263ZM262 186V187H263ZM236 187V186H235ZM244 187V186H243ZM246 187V186H245ZM239 188H240V186H239ZM250 188V187H249ZM254 188H255V186H254ZM234 190V189H233ZM232 190V191H233ZM240 190V189H239ZM244 190H246V189H244ZM210 191V190H209ZM212 191V190H211Z\"/></svg>",
    "mask_w": 264,
    "mask_h": 264
}]
</instances>
